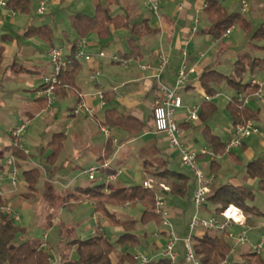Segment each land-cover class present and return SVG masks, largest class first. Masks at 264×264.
Here are the masks:
<instances>
[{
    "label": "crops",
    "instance_id": "crops-1",
    "mask_svg": "<svg viewBox=\"0 0 264 264\" xmlns=\"http://www.w3.org/2000/svg\"><path fill=\"white\" fill-rule=\"evenodd\" d=\"M46 1L47 3L50 1L59 3V0ZM66 1H77L75 10L78 11L72 12L69 18L71 15L80 12L90 15L94 14L95 8L99 3V0H64V2ZM175 1L176 0H166V3L162 4L160 17L157 18L145 4V0H118L116 4L112 5V13L114 15H124L129 20L130 27L132 25H137L138 27L142 26L141 29H143L147 27V25H142L141 23L147 20L148 26L155 29L158 28L159 32L156 34L146 32L138 36L136 34L134 35L127 27L115 28V26H112L111 35L106 39L100 38L96 33H91L83 37L86 38L87 41L86 50L93 53L95 56L102 50L106 51L108 55H121L132 52V47L129 43L132 37L135 38L140 45L139 52L137 53V57L127 58L130 60L127 65L106 60L109 58H96V60L92 62L84 59L80 60L81 68L75 79V85H65L55 93L56 98L67 103L66 109L62 112V118L56 121L54 118L56 113L53 111L54 102L50 104L48 100L46 101L43 96H40L43 76L52 68L48 54L51 45L41 38L28 37L26 35L28 28L33 25L48 24L52 27L54 34H56L55 28L51 23L47 22V19L44 17L46 11L41 14L37 9V15L31 16V14L27 15L29 13L25 14L10 9L6 4L7 0H1L0 26L2 27L3 33L0 32V47L4 46V53L3 58L0 60V64L7 55H10L14 61L10 64L12 70L11 76H8L9 74L7 75V69L0 76V82L2 81L3 89H5L3 90V94L0 92V110L3 106L9 105L11 108L15 109L17 119H11V116L0 117V126L5 125L8 127L7 132H4V130L0 128V174L4 175L7 159L13 154L16 157L19 167L23 170L22 173L32 168H38L41 176L43 169L42 166L33 159V157H35L34 150H39L42 154L51 151L48 155L49 157L53 153V148L50 144L56 133L62 134L60 151L57 153L54 163H50L48 157L46 159V162L54 169H57L59 167L58 164L62 162L64 165L63 168L69 167L71 171L79 170L82 172V175L89 179L85 174L86 170L92 166H99L104 163L108 164V166L92 180L95 181L98 178L99 181L97 183L76 185L73 191L78 187L96 184H105L108 186L111 183L112 185V181L117 180L116 176L122 168L133 166L135 162L133 161V156L138 151H151L155 155L154 158L148 157L143 160L142 168L145 176L144 178H147V175L151 171H159L147 168L151 165L150 162L148 165H145L144 161L147 159L150 161L156 160L157 158V160L161 159V161L164 162L162 169L174 170L171 168L172 161L170 159V154L167 153V150L162 149L159 142H167L170 149H173V151L176 148L170 145V141L166 134L159 133L155 130L153 122L154 107L161 102L162 97L159 88V80L154 70H144L140 65H157L161 49H163L168 55L170 63L163 73L161 80L173 85L181 63L186 61L189 65L195 66L196 72L191 74L188 84L181 90V95H189V93L191 95L194 91H200L204 95V89L199 79L200 75L208 67L213 66L216 68V64L221 63L217 53L216 57L210 59L207 57L208 50L202 49L203 44L211 40V37L205 33L204 28L200 25V23H202L200 14L204 12L206 0H184L179 2L177 6H174L173 4ZM40 2L41 0H39V6ZM197 20L199 22L198 25H196ZM7 24L13 26L21 24L19 32L27 38L28 42H26V45H22L20 41L16 40L13 33L5 29ZM194 27H197L196 31H194ZM12 32H14V30ZM63 36L65 37V43H63V45L67 46H70L71 41L77 37L72 26L70 31L63 30ZM38 39L46 42L49 45L48 48L45 49L43 43ZM222 40H214V43H221ZM56 45L55 43V46ZM225 51L224 47L223 53H225ZM202 53L204 56H202ZM232 56L230 55V58ZM17 65H19V67ZM96 68L102 70V76L98 82L91 78V74ZM104 92H109L110 101L105 99ZM220 93L221 92L218 94ZM235 93L234 91L232 95H235ZM101 94H103V96H101ZM231 96H227V100ZM212 100L214 99L212 98ZM252 101L256 104L252 107L260 108L261 120H253L256 124L259 122L260 126V123L264 122V118L261 116L264 99L255 96L251 102ZM79 102H83L92 107L94 113L90 116L86 114H73L72 110ZM201 102L196 105L200 106ZM109 108H115L121 113L131 114L143 121L145 127L142 133L137 136H132L122 129L105 125V112ZM186 114L187 109L184 105V107L179 109L177 114V119L180 123H186L184 122ZM50 117L52 118L53 125H56V127H53L52 123H50ZM35 119H39L41 125L45 126L44 129L47 133L46 139L40 138L38 135L34 138L29 136V128L32 126ZM191 123H196L195 128L202 130V125L198 124L199 121ZM191 123H186L189 128L185 126L181 127V139L187 143L191 142V137L194 135V131H191L193 128ZM22 124H27V127L23 132L21 144L17 145L22 154L18 156L13 152L15 138L12 132L16 127ZM103 128H107L110 131L109 136L106 135ZM232 128L233 124L231 123V127L227 130L229 137L231 136ZM151 135L155 137L149 138ZM113 136L117 137L119 140L115 141ZM156 136H161V138ZM253 136H256L257 144L264 147V136L261 135V132ZM109 140H112L114 150L110 156H107V145ZM250 140L246 141L244 146L239 147L244 156L248 159V162L257 158L258 154L253 145L250 144ZM204 148L207 147L205 146ZM206 159L209 160L207 155L201 158V162L205 163L209 168L210 164ZM229 160L232 164L237 165L241 163L240 156L236 152H229ZM219 170V172L215 173L216 179L214 185L230 183L234 186H247L245 182H242L235 176H228V181H222L221 179L224 178V175L220 173L221 169ZM109 173H115V178L113 180L108 179ZM243 177L247 183L252 185L258 181L257 179L248 177L247 168ZM39 179L41 178L39 177ZM51 186V184H46V191L51 188ZM192 193L193 190L191 195ZM169 195H173V199L175 198L174 196H181L176 192H170L168 193V196ZM23 196L25 197V193L21 192V194H17V192L13 190L10 182L0 186V197L3 198L4 202L7 200L12 202L16 211L17 203L21 202L20 199ZM89 202V200H85L82 197L74 198L70 202L64 201L63 204L60 205V211H67L68 207L83 205ZM22 205H25V203H22ZM91 218H93L97 224V231L102 230V226L104 225H111L100 213H93ZM57 219L58 217L56 220ZM254 222V225L248 226L250 228H255L258 224L264 225V217H257ZM52 225L53 224H50V226ZM90 227L89 225L86 228L89 229ZM182 247H179L180 255L178 260L180 259L181 262L185 263L186 259ZM243 251L242 249L239 250L235 254V258H241V253Z\"/></svg>",
    "mask_w": 264,
    "mask_h": 264
},
{
    "label": "trees",
    "instance_id": "trees-1",
    "mask_svg": "<svg viewBox=\"0 0 264 264\" xmlns=\"http://www.w3.org/2000/svg\"><path fill=\"white\" fill-rule=\"evenodd\" d=\"M118 0H99L95 8L94 14L76 13L70 16V22L76 36L71 41V63L60 74L61 83L57 86L56 92L65 85H75V79L81 68L80 60L75 59V49L81 38L96 33L100 38L106 39L110 37L112 26L115 28L127 27L135 35L143 33H158V28L148 26L147 20L141 24L147 27L141 29L137 25L131 27L129 20L124 15H114L111 7ZM1 3V0H0ZM7 6L18 12L27 13L30 10L29 0H7ZM204 13L209 22L204 29L214 40H222L226 36V32L234 26L243 28L248 37L251 39V46L248 50L239 52L233 62L232 71L229 74L212 67H208L200 75V83L204 89L205 96H215L220 92L219 88L223 82L234 89L235 95L227 100L226 108L232 118V124L246 123L249 120L260 121V108H254L250 104L244 105L239 101L236 94L242 92L244 96L254 94L259 90L258 85H251L246 77L263 72L264 70V21L257 27L253 26L252 20L240 10L230 11L222 2V0H206ZM28 37H38L48 42L51 47L55 46V34L52 27L48 24L30 26L26 31ZM129 43L132 52L121 54L122 57H137L139 52V44L135 38H131ZM4 46L0 47V60L3 58ZM259 53V54H258ZM104 97L110 101L109 92H104ZM46 99V98H45ZM47 101V99H46ZM218 110L214 100L204 99L200 104V119L202 121V132L209 148L214 153L213 160L209 163L208 172L217 173L220 164L216 159L219 154L231 153L226 150V141L215 133L207 123L208 119ZM105 125L122 129L129 135L137 136L142 133L145 124L136 116L121 113L115 108H109L105 112ZM180 126H189L186 123H180ZM62 134H54L51 141L53 153L48 157L50 163L55 162L57 153L61 148ZM244 146V145H243ZM13 152L21 156L19 147L15 144ZM107 156L112 154L114 150L112 140L108 141ZM205 155L200 154L203 158ZM102 160V159H101ZM152 164V161L145 160V165ZM247 175L249 178L259 181V188L264 192V159L255 158L247 163ZM154 176L165 182L171 187V192H177L182 197H189L192 200L191 192L195 187V178L193 174L185 171H176L169 169H160L154 172ZM40 170L32 168L22 173V179L26 182L30 189L35 190L39 181ZM110 186V185H109ZM105 184H96L91 186L78 187L74 191L67 193L65 198H79L89 200L94 204V212L101 213L106 216L111 224L123 228L124 233L121 234L116 242L110 240L104 231H97L93 237L78 238L73 235L74 227L64 228L61 230L62 237L68 231V236L64 241V245L69 249H60L58 252L59 264H114L112 261V253L117 250V245L137 247L140 245L141 237L137 233L139 224H146L150 221L155 222L158 227L162 226V216L157 212L156 195L161 192L160 189L150 190L143 184H135L130 186H110L109 190H105ZM253 191L247 186H234L230 183L221 185H213L208 197V202L204 206V210L210 211L214 208L216 214H220L228 205L235 204L239 206L248 216L259 215L264 217V210L255 204L252 199ZM168 200V194H166ZM4 203L0 197V206ZM141 204L144 208L140 219L120 218L115 212H112L109 206H124ZM52 215V214H50ZM48 219H51L50 217ZM251 220V216L250 219ZM13 215L0 210V264H51L50 252L40 246L35 245L29 240L16 242V237L22 229L16 222ZM51 223V220L48 221ZM50 225V224H49ZM164 233V230L160 231ZM146 235V234H145ZM72 236L70 239H68ZM63 239V238H62ZM62 245V246H64ZM194 248L201 260L202 264H222L226 262L233 248V242L227 237V231L217 229H204L193 236ZM183 246V245H182ZM75 247L78 257H70V249ZM184 251V249H183ZM185 254V251H184ZM129 261L134 263V254L124 252L119 256V263ZM146 264H175L167 257H160L157 260L152 259ZM231 264H264V257L256 249L244 250L241 258L234 260Z\"/></svg>",
    "mask_w": 264,
    "mask_h": 264
},
{
    "label": "rangeland",
    "instance_id": "rangeland-1",
    "mask_svg": "<svg viewBox=\"0 0 264 264\" xmlns=\"http://www.w3.org/2000/svg\"><path fill=\"white\" fill-rule=\"evenodd\" d=\"M88 1V0H86ZM184 0H176L173 4L174 6H177V4ZM193 1V0H190ZM223 4L230 10V11H236L240 10V2L239 0H222ZM77 1H66L59 0V3L55 2H49L46 5V12L44 17L47 19V22L51 23L53 27L55 28L56 32V38L55 43L56 46H61L63 43H65V37L63 36V30L70 31L71 30V22L69 15L72 12H77L78 10H75ZM166 0H161V7L162 4H165ZM39 7V0H30V10L29 14L37 15V9ZM88 12V10H87ZM245 15L252 20L253 26L257 27L264 21V0H250V7L249 10L245 13ZM157 18V16H156ZM200 19L202 23L200 25L202 28H206L208 26V22L206 19V15L204 12L200 14ZM8 23V22H7ZM19 28V29H18ZM7 31L10 33H13L16 40L20 41V43L23 45H26V42H28L27 38L20 34L21 24L18 26H13L11 24H7L6 28ZM14 32H12L13 30ZM2 27L0 26V32H2ZM3 33V32H2ZM1 37V36H0ZM208 42H205L202 46V49L208 50L207 57L212 59L217 56L219 57V60L221 63L216 64V68L223 73L229 74L232 71L233 68V62L235 61V57H237L239 52H243L249 49L251 46V39L248 37L246 31L241 28L240 26H234V28L231 30V33L223 38L221 43H214V39L210 38ZM40 42L43 43L44 48H48V44L44 41ZM225 47V53L224 52ZM259 54V53H258ZM230 55H234L230 58ZM110 61L111 59H106ZM13 58L10 55H7L6 58H4L0 64V76L4 73V71L7 69V75L11 76L12 70L10 68V64L13 62ZM19 67V65H17ZM102 76V70L101 74L96 78L93 79L94 81L98 82L100 80V77ZM253 76L250 74L246 77V80H250ZM255 77V75H254ZM256 77L260 80H264V76L262 72H259L256 74ZM3 86L2 81L0 82V92L3 94ZM221 90L220 94L217 96H214V102L218 106L217 112L211 116L207 123L210 125L211 129L219 134L223 140L227 141L229 139L227 130L231 127L232 118L226 108L227 104V96H231L234 93V89L230 87L227 82H223L219 88ZM182 98L184 99V105L188 111V109L194 108L197 106L202 100H204L205 96L200 91H194L189 93V95L183 94ZM52 100L54 102L53 105V111H55V120H60L62 118V112L66 109L67 103H64V101H60L59 98H56L55 95L52 96ZM79 104V103H78ZM76 104V106H78ZM187 104V105H186ZM197 104V105H196ZM251 106L256 105L254 101L250 103ZM80 114H86V115H92L89 114L87 111L82 110ZM16 118L15 109L11 108L9 105L3 106L0 110V117H10ZM261 116L264 118V105L262 106V114ZM50 123L53 125L52 118L50 117ZM192 124V130L193 137H191V146L196 150H201L205 146L207 147V144L205 142V138L203 135L202 130H198L195 128L196 123ZM199 125H202V121L200 120ZM259 125V122L257 123ZM261 126V135L264 136V122L260 123ZM45 126L41 125L39 122V119H35L33 121L32 126L29 128V136L35 137L38 135L40 138L46 139V131L44 129ZM53 127H56V125H53ZM1 129L4 130V132H7V126L2 125L0 126ZM25 134V133H24ZM155 137L154 135H151L149 138ZM158 137V136H156ZM115 141H118L119 139L115 136H113ZM158 138H161L159 136ZM251 139V140H250ZM250 140V144L253 145L254 149L257 151V158L264 159V147L257 144L256 136L249 137L248 140ZM42 143V142H41ZM159 145L162 147V149L167 150L170 154L171 159V168H173L176 171H186L189 172V170L183 166L181 158L182 155L178 149H170V146L167 142H159ZM171 145V144H170ZM51 151H48L46 154H42L39 150H34L35 157H33L34 161H36L38 164L42 166V173L36 184V189L32 190L29 188V186L26 184V182L22 179V168H20L21 172V179L22 184L15 189L14 191L17 192V194L25 193V197L23 196L20 200V203H17V211L14 208V204L10 201H5L4 203H11L13 206L14 212H17L20 214V219L17 220V224L22 228L20 232L18 233L16 237V242L21 241H31L33 244L37 245L40 241L44 239V235L47 234V241L49 242L50 247H54L53 251L50 252L51 257V264H59L58 260V252L61 249H69L66 245H64V241L66 237L68 236V231L65 232L64 236L61 235V230L66 228L74 227V234L78 238H90L93 237L97 230H96V222L93 218H91L92 214L94 212L93 203L89 202L87 204L83 205H73L72 207H68L67 211H60V205L63 204L64 201H71L74 198H65L67 193H70L73 191L74 187L76 185L80 184H94L99 181L97 178L95 181H92L88 178H86L84 175H82V172L79 170L71 171L69 167H64L63 163L61 162L59 167L57 169H54L51 165H49L46 162V159ZM232 152L238 153L241 159V163L239 164H232L229 160V153L226 154H219L216 156L217 161L219 162L221 166V172L224 175V178L221 179L222 181H228V176H235L237 179L241 180L242 182H245L248 187L251 188L253 191L252 199L255 201L254 203L257 204L261 210L264 209V192L259 188V181L255 184L247 183L244 180V173L246 171V166L248 159L244 156L240 148H234ZM154 154L151 151L143 150L141 152H136L133 156V163L132 167L129 168H122L116 176L115 181H112V186H130L135 184H141L143 180L145 179L142 163L145 158L153 157ZM158 159V158H157ZM152 160V164L149 165L147 168L154 169L156 171L160 170L164 166V162L159 160ZM207 162H209L208 159H206ZM200 166L205 170L208 171L209 168L205 165V163L200 161ZM208 168V169H207ZM220 171V170H219ZM218 171V172H219ZM154 172L151 171L147 175L153 176ZM158 178V177H156ZM113 180V179H111ZM8 178L0 174V186L5 185L8 183ZM46 184H51V188L47 189L46 191ZM44 185V186H43ZM111 186V183H110ZM110 186H106L105 190H109ZM173 193V192H172ZM177 193V192H176ZM176 200L173 199V195L168 196V208L171 212V218H172V229L175 231L177 236L179 237H185L189 233V223L191 222V219L193 215L196 213V207L192 200L189 199V197H182V196H174ZM192 199V198H191ZM22 203H25V205H22ZM76 207V208H75ZM75 208V209H74ZM110 210L112 212H115L120 218H135L140 219L141 215L143 213V206L141 204H133V205H124V206H109ZM245 213V212H244ZM52 214V215H50ZM101 214V213H100ZM216 212L214 211V208L212 207L210 211L202 209L199 213L200 217L203 218H209L213 215H215ZM102 215V214H101ZM104 216V215H102ZM246 221L248 225H254V220H256L257 217H261L259 215H250L248 216L245 213ZM51 219H48V218ZM58 219L56 220V218ZM107 220L108 218L104 216ZM51 220V223H48V221ZM87 220V222H86ZM109 221V220H108ZM110 222V221H109ZM49 224H53L50 226ZM111 224V222H110ZM91 226L89 229L86 227ZM102 230L107 235V237L112 240L113 242H116L117 238L124 233V230L120 226H115L113 224L111 225H104L102 226ZM102 230H100L102 232ZM167 230L166 227L163 225L159 228L158 225L155 222H148L146 224H139L137 233L140 234L141 242L140 245L137 247H131V246H121L117 245V250L112 253V261L114 264H120L119 263V256L123 254L124 252H130L132 254H135L137 252H142L149 257H152L154 260L159 259L160 257L164 256L165 251V245L167 242V235L165 233H160V231ZM202 230V228H198L195 230V233H199ZM240 230V226H235L234 230L235 232H238ZM146 234V235H145ZM249 240L245 244H239L237 245L229 255L228 259L226 260V264H229L230 262H233L234 260H237L235 258V254L239 250H248V249H255V245L258 244L260 241L264 240V225L258 224L255 228H249ZM72 236H70L68 239H70ZM63 238V239H62ZM64 245V246H62ZM182 244L179 243L178 249ZM61 247V249H60ZM183 250V247H182ZM70 257L71 258H77V252L75 250V247L70 249ZM261 255L264 257V246L259 250ZM176 264H193L192 262H189L185 260V263L181 262L180 259L175 262ZM124 264H132L129 261L124 262Z\"/></svg>",
    "mask_w": 264,
    "mask_h": 264
},
{
    "label": "built area",
    "instance_id": "built-area-1",
    "mask_svg": "<svg viewBox=\"0 0 264 264\" xmlns=\"http://www.w3.org/2000/svg\"><path fill=\"white\" fill-rule=\"evenodd\" d=\"M240 9L243 13H246L250 7V0H239ZM145 4L150 8L153 14L160 17L161 14V0H145ZM46 0H41L38 8L39 13L46 11ZM198 25V20L196 21ZM231 29L226 32L225 36L231 33ZM197 27H194V31ZM86 38L80 39L74 53V58L77 60H86L92 62L96 58H109L113 62H118L123 65H127L130 60L122 57L120 54H111L104 50L97 53L95 56L93 53L87 50ZM72 49L71 46L61 45L51 47L48 54L51 63V70L44 74L43 85L40 90V96H43L48 100V103H52V96L56 93L57 86L61 83L60 74L71 63L72 58L70 56ZM202 56L204 54L202 53ZM170 59L168 55L161 49L159 55V62L157 65L141 64L140 67L144 70L152 69L155 72L156 77L159 80V88L161 93V102L154 107L153 122L155 130L159 133H164L168 137L170 144L178 149L182 155L181 161L184 167H186L195 178V187L193 190L192 201L196 207V213L193 215L191 222L189 223V233L185 237H179L172 229L171 212L168 208V202L166 194L171 192V187L165 182L159 180L156 177L149 176L142 182L143 186L150 190L160 189L161 192L156 195L157 212L162 216V225L167 228L164 233L167 235V242L165 245L164 256L169 258L171 262H176L179 258L180 251L178 249L179 243L183 245L185 251V259L193 264H202L201 260L193 245V236L195 230L198 228L204 229H217L220 231H227V237L232 240L233 248L239 244H245L249 240V226L246 221L244 211L235 204L228 205L220 214H215L209 218H203L199 216V213L208 202V197L211 192V188L215 183V173L205 171L200 166L201 157L200 154L207 155L210 163L214 158V153L209 148H202L201 150L194 149L189 143L181 139L182 128L180 122L177 119L179 109L184 107L181 90L188 84L191 74L196 72L195 66L189 65L186 61H183L177 71L175 83L173 85L161 80L163 73L169 66ZM264 76V70H263ZM101 74L99 68L94 69L91 74L92 79H96ZM251 85H258L259 90L254 94L244 96L242 92L236 94L239 101H242L244 105L249 104L253 97L258 96L262 99L264 80L260 81L257 77H252L249 80ZM217 95V94H216ZM215 95V96H216ZM103 96V94H101ZM214 96H205V99L211 100ZM230 99V98H229ZM228 99V100H229ZM82 110L87 111L89 114L94 113V109L83 102H79L78 106L74 107L72 112L75 115H79ZM200 106L188 109L184 118V122L191 123L197 122L200 119ZM27 124H22L16 127L12 134L15 138V144L20 145L22 141V135L26 129ZM107 136L110 135V131L107 128H103ZM261 132V128L253 120H249L246 123H238L233 125L231 136L226 141V150L231 151L234 148L242 147L246 140ZM108 166L107 163L102 165H96L90 167L85 171V174L89 179L94 180L104 168ZM4 175L8 178L13 190L17 189L22 184L21 172L17 163L16 157L11 154L7 159V164L4 170ZM115 173H109L108 179H114ZM0 210L9 213L14 216L16 220L20 219V214L14 212L11 203H3L0 206ZM235 226H240L238 232L233 231ZM47 234L44 235V239L41 241L40 246L46 250L53 248L49 246L47 241ZM264 246V240L255 245V249L259 251ZM153 258L148 255L137 252L134 254L133 264H146ZM226 264V262L222 263ZM231 264V262L229 263Z\"/></svg>",
    "mask_w": 264,
    "mask_h": 264
}]
</instances>
